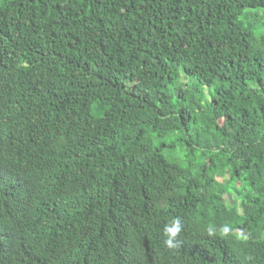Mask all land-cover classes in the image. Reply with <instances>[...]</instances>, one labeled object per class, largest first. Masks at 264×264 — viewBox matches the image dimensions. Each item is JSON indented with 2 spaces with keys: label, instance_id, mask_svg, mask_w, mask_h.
Returning a JSON list of instances; mask_svg holds the SVG:
<instances>
[{
  "label": "trees",
  "instance_id": "1",
  "mask_svg": "<svg viewBox=\"0 0 264 264\" xmlns=\"http://www.w3.org/2000/svg\"><path fill=\"white\" fill-rule=\"evenodd\" d=\"M0 264H264V0H0Z\"/></svg>",
  "mask_w": 264,
  "mask_h": 264
},
{
  "label": "clouds",
  "instance_id": "2",
  "mask_svg": "<svg viewBox=\"0 0 264 264\" xmlns=\"http://www.w3.org/2000/svg\"><path fill=\"white\" fill-rule=\"evenodd\" d=\"M176 227L172 228V229H169L167 230L168 232L172 233L173 235H175L176 233L179 232V221H176ZM167 244L171 245L172 241L171 240H167L165 241Z\"/></svg>",
  "mask_w": 264,
  "mask_h": 264
},
{
  "label": "rangeland",
  "instance_id": "3",
  "mask_svg": "<svg viewBox=\"0 0 264 264\" xmlns=\"http://www.w3.org/2000/svg\"><path fill=\"white\" fill-rule=\"evenodd\" d=\"M226 200H227V202L232 203V197L231 196H227Z\"/></svg>",
  "mask_w": 264,
  "mask_h": 264
}]
</instances>
